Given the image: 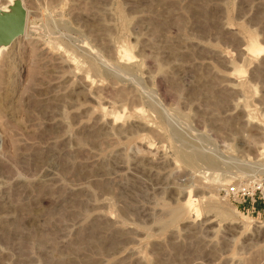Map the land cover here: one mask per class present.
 I'll return each instance as SVG.
<instances>
[{"label":"rangeland","instance_id":"rangeland-1","mask_svg":"<svg viewBox=\"0 0 264 264\" xmlns=\"http://www.w3.org/2000/svg\"><path fill=\"white\" fill-rule=\"evenodd\" d=\"M22 3L0 264H264V0Z\"/></svg>","mask_w":264,"mask_h":264},{"label":"water","instance_id":"water-1","mask_svg":"<svg viewBox=\"0 0 264 264\" xmlns=\"http://www.w3.org/2000/svg\"><path fill=\"white\" fill-rule=\"evenodd\" d=\"M9 9L11 12L0 10V46L9 45L24 31L26 12L22 0H13Z\"/></svg>","mask_w":264,"mask_h":264},{"label":"built area","instance_id":"built-area-1","mask_svg":"<svg viewBox=\"0 0 264 264\" xmlns=\"http://www.w3.org/2000/svg\"><path fill=\"white\" fill-rule=\"evenodd\" d=\"M226 193H227V195H228V198H230L231 199V201H233V202H238L237 200H238V197L239 196H243L244 194H238L237 193V191L234 189V187H229V188H227L226 189ZM249 200L251 201V202H254L255 201V198H253V196H251L250 198H249Z\"/></svg>","mask_w":264,"mask_h":264},{"label":"bare ground","instance_id":"bare-ground-1","mask_svg":"<svg viewBox=\"0 0 264 264\" xmlns=\"http://www.w3.org/2000/svg\"><path fill=\"white\" fill-rule=\"evenodd\" d=\"M5 1H6L5 4H0V10L3 11V12H11L10 9H9V6L12 4L13 0H5ZM24 32H25V26H24L23 33L20 36H17L15 39H17L18 37H23L22 35L24 34ZM11 43L9 45H7V46H0V51H2L4 49H6L7 47H9L11 45Z\"/></svg>","mask_w":264,"mask_h":264},{"label":"crops","instance_id":"crops-1","mask_svg":"<svg viewBox=\"0 0 264 264\" xmlns=\"http://www.w3.org/2000/svg\"><path fill=\"white\" fill-rule=\"evenodd\" d=\"M252 207H253V210H254V209H255V210L257 209V210H260V211L264 212V208H263L262 205L259 204V202H258L257 206H252Z\"/></svg>","mask_w":264,"mask_h":264},{"label":"trees","instance_id":"trees-1","mask_svg":"<svg viewBox=\"0 0 264 264\" xmlns=\"http://www.w3.org/2000/svg\"><path fill=\"white\" fill-rule=\"evenodd\" d=\"M257 204H258V201L256 199V201L253 203V206H257Z\"/></svg>","mask_w":264,"mask_h":264}]
</instances>
